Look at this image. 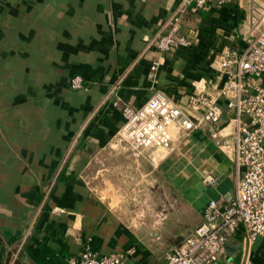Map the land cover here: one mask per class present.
Here are the masks:
<instances>
[{"label":"crops","instance_id":"crops-1","mask_svg":"<svg viewBox=\"0 0 264 264\" xmlns=\"http://www.w3.org/2000/svg\"><path fill=\"white\" fill-rule=\"evenodd\" d=\"M182 1L0 0V264H7L17 243V264H67L86 241L98 256L129 250L123 264H163L179 237L200 225L210 201L222 204L234 195L239 175L212 139L211 126L178 133L170 153L148 150L193 217L188 227L171 230L177 240L158 257L135 241L81 176L91 156L115 141L123 124L119 100L138 108L156 90L174 101L196 83L211 90L218 83L213 54L244 46L242 0L212 3L197 13L190 4L177 36L192 45L160 54L154 38ZM10 47L14 64L8 68ZM22 61L44 78L29 91L40 92L41 100L20 101ZM73 75L88 87L66 89ZM64 159L67 165L43 207L40 189ZM205 174L217 178L215 187L202 182ZM215 264H264V236L248 245L238 227Z\"/></svg>","mask_w":264,"mask_h":264},{"label":"built area","instance_id":"built-area-1","mask_svg":"<svg viewBox=\"0 0 264 264\" xmlns=\"http://www.w3.org/2000/svg\"><path fill=\"white\" fill-rule=\"evenodd\" d=\"M232 1L183 0L179 11L154 38L156 50L172 55L192 45L184 36H177L186 6L191 4V11L197 13L209 4L222 6ZM259 18L263 26L254 36L245 38L240 50L225 48L213 54L211 65H215L218 83L211 90L196 83L178 101L156 90L142 106H125L121 111L119 141L136 150H172L178 133L189 134L211 126L212 139L231 157L239 175L234 195L222 204L210 201L200 225L165 253L163 264H215L238 227L244 229L248 245L264 236V9ZM82 83L76 77L72 87L80 89ZM202 182L215 187L218 180L205 174ZM127 255L120 252L98 256L87 246L67 264H123Z\"/></svg>","mask_w":264,"mask_h":264},{"label":"rangeland","instance_id":"rangeland-1","mask_svg":"<svg viewBox=\"0 0 264 264\" xmlns=\"http://www.w3.org/2000/svg\"><path fill=\"white\" fill-rule=\"evenodd\" d=\"M241 2L242 9H245L246 13L243 20V25L247 28L246 36L250 34L254 36L258 29L263 26L259 17L264 9V0H242ZM12 48L10 47L9 54L12 59L7 62L8 68L13 67L14 64ZM29 48L28 45L21 46L23 53L27 52ZM18 64L19 69L17 71L22 74L21 80L20 78L14 80H20L22 85L19 94L20 101L41 100L42 95L40 92L30 93L29 91L32 85L39 87V83L43 82L44 78L35 76L33 70H30L29 62L22 61ZM35 64L33 65L35 66ZM76 77L81 78L82 82L85 81L82 76H70L65 86L66 89L70 91L82 90V88L72 87V80ZM11 80L13 78H9V81ZM89 83L93 84V82ZM26 84L28 88L24 90L23 85ZM119 103L117 106H120V108L133 107L121 100H119ZM75 136L73 138H76ZM114 140L111 146L95 153V156H91V161L81 176L91 188V193L95 194L115 213L121 219L120 222L133 233L135 241L143 247L154 249L155 255L159 257L177 240L171 230L179 225L182 228L188 227L193 223V217L187 210L184 201L181 204L179 203L170 187L168 178L156 168L155 162L148 153L151 148L133 149L127 143L119 141V131ZM160 150L166 153L171 152V150L162 148ZM66 161L64 159L53 177L42 185L40 191L43 207L62 175L64 167L67 165ZM51 212H53V209H51ZM88 242L86 241L82 245L83 248L89 247ZM19 247L20 245L17 243V246L12 249L6 261L7 264L18 263L16 252ZM125 252H129V250ZM15 255L17 258H15Z\"/></svg>","mask_w":264,"mask_h":264},{"label":"trees","instance_id":"trees-1","mask_svg":"<svg viewBox=\"0 0 264 264\" xmlns=\"http://www.w3.org/2000/svg\"><path fill=\"white\" fill-rule=\"evenodd\" d=\"M87 87H88L87 83L83 81L82 88H87Z\"/></svg>","mask_w":264,"mask_h":264},{"label":"water","instance_id":"water-1","mask_svg":"<svg viewBox=\"0 0 264 264\" xmlns=\"http://www.w3.org/2000/svg\"><path fill=\"white\" fill-rule=\"evenodd\" d=\"M183 237H179V239L177 240V243L182 239Z\"/></svg>","mask_w":264,"mask_h":264}]
</instances>
